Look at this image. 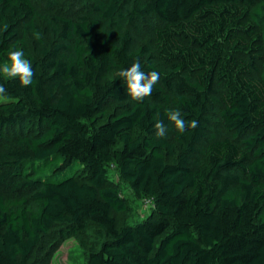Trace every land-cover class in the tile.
I'll return each mask as SVG.
<instances>
[{
  "label": "trees",
  "instance_id": "16d2710c",
  "mask_svg": "<svg viewBox=\"0 0 264 264\" xmlns=\"http://www.w3.org/2000/svg\"><path fill=\"white\" fill-rule=\"evenodd\" d=\"M12 47L34 76L0 77V264L91 224L86 264H264V0H84L77 17L0 0V62ZM134 59L160 73L143 100L117 76ZM111 167L155 216L118 223Z\"/></svg>",
  "mask_w": 264,
  "mask_h": 264
},
{
  "label": "rangeland",
  "instance_id": "374dc122",
  "mask_svg": "<svg viewBox=\"0 0 264 264\" xmlns=\"http://www.w3.org/2000/svg\"><path fill=\"white\" fill-rule=\"evenodd\" d=\"M36 7L45 12H57L72 17H77L84 5V0H32ZM115 102H109L105 111L110 112L115 108ZM224 136H230V132L221 128ZM111 180L117 184L129 205L124 212H113L118 223H136L156 213L153 204L148 199L138 198L132 189L125 183L121 174L114 168L109 169ZM103 236L96 225L91 224L88 230L60 241L57 233L43 235L40 244L33 251L31 264H86L89 252L93 248H99Z\"/></svg>",
  "mask_w": 264,
  "mask_h": 264
},
{
  "label": "clouds",
  "instance_id": "9594fccd",
  "mask_svg": "<svg viewBox=\"0 0 264 264\" xmlns=\"http://www.w3.org/2000/svg\"><path fill=\"white\" fill-rule=\"evenodd\" d=\"M3 29L7 25L2 26ZM32 35L39 40L41 33L38 29H32ZM34 76L33 62L28 58L23 48L12 47L6 52V60L0 62V77L17 78L21 86H28L32 83ZM117 76L122 78L126 84V93L135 100H143L144 97L151 95L153 86L160 78V73L153 69L144 71L139 59H134L127 67L121 68ZM7 95V90L0 84V97ZM167 119L179 133L183 134L186 128L196 127L198 121L192 119L186 121L178 108L165 109ZM155 134L159 137L166 135L167 129L161 119H156L153 124Z\"/></svg>",
  "mask_w": 264,
  "mask_h": 264
}]
</instances>
